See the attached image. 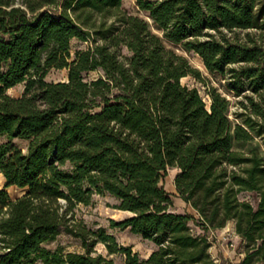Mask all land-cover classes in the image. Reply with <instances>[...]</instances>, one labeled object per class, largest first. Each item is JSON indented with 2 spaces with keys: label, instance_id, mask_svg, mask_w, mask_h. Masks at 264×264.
<instances>
[{
  "label": "trees",
  "instance_id": "trees-1",
  "mask_svg": "<svg viewBox=\"0 0 264 264\" xmlns=\"http://www.w3.org/2000/svg\"><path fill=\"white\" fill-rule=\"evenodd\" d=\"M135 3L149 21L122 0H0V264H220L206 232L228 221L241 264L264 263V0ZM73 39L93 45L72 53ZM165 41L199 56L235 101L207 87V105L181 84L203 77ZM50 69L67 79L47 81ZM172 168L197 217L175 211L163 184ZM95 194L130 213L109 226L150 241L146 258L76 218ZM61 232L81 250L46 247Z\"/></svg>",
  "mask_w": 264,
  "mask_h": 264
},
{
  "label": "rangeland",
  "instance_id": "rangeland-1",
  "mask_svg": "<svg viewBox=\"0 0 264 264\" xmlns=\"http://www.w3.org/2000/svg\"><path fill=\"white\" fill-rule=\"evenodd\" d=\"M121 7L128 13L139 15L145 19H148L147 13L139 10L135 0H122ZM165 44L168 48L174 49L177 53L184 55L192 67L199 70L203 77V81L197 80L191 76H186L181 78V84L186 85L189 88H197L201 96H203L206 104H209V99L206 95L207 87H214L220 93L225 95L227 98L231 99L232 102L235 101L231 95H229L224 87L222 86L223 80L220 76H214L210 74L204 67L199 56L192 52H185L179 46L173 45L167 41ZM93 45V41L88 39L87 41H80L73 39L71 41V52L74 53L76 50L86 49L87 46ZM120 53L124 57H129L130 52L125 47H120ZM102 74L100 70H93L84 73L83 76L86 80H94L99 75ZM45 79L47 81H63L67 79L66 69H50L46 74ZM23 91V84H18L13 88L8 89L7 93L12 96H19ZM236 106L232 104L231 111H234ZM5 141V137H0V143ZM19 146H24L25 142L21 140H14ZM174 170L169 169L167 175L163 179V184L165 189L171 193L174 208L180 212L189 213L197 217V213L192 211L188 204L186 205L184 201L177 195L174 186ZM4 188V178L0 174V189ZM10 196L15 197L21 194V191L15 187L6 188ZM241 200L250 201L255 205L258 201V195L255 192L243 191L238 194ZM117 203L116 199L109 196L93 195L92 201L87 204H77L73 211L76 218L81 219L87 227L96 230L98 227H104L108 232L112 233L117 242L121 245H130L134 252H137L140 257L146 258L153 249V244L150 241L143 239L140 235L134 234L126 229L110 228L109 220L114 219L116 221H121L127 218L130 213L127 211H121L113 207ZM192 228L196 233H203L200 225L191 223ZM207 235L211 242L210 253L212 256L218 259L220 264H241L243 258V247L241 238L235 233V228L233 226V221H228L226 225L222 228L208 230ZM46 247L55 249L58 245L64 247L65 251H80L78 240L74 239L71 235L61 232L55 241L45 244ZM95 251L105 254L106 251L101 244L95 246ZM117 264H123L119 257L113 256ZM264 264V263H260Z\"/></svg>",
  "mask_w": 264,
  "mask_h": 264
},
{
  "label": "crops",
  "instance_id": "crops-1",
  "mask_svg": "<svg viewBox=\"0 0 264 264\" xmlns=\"http://www.w3.org/2000/svg\"><path fill=\"white\" fill-rule=\"evenodd\" d=\"M173 170H174V173H173V175L175 176L176 175V173L178 172V169H176V168H172ZM174 194H177V192H174ZM185 203V202H184ZM186 205H187V203H185ZM188 206H190L189 204H188ZM190 208L192 209V211H194V212H196L191 206H190ZM175 209V208H174ZM175 211H177V212H180V211H178V210H176L175 209ZM180 213H184V212H180ZM233 226H234V228H235V224H234V222H233ZM214 257V256H213ZM217 261H218V259L216 258V257H214Z\"/></svg>",
  "mask_w": 264,
  "mask_h": 264
}]
</instances>
